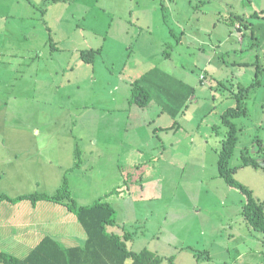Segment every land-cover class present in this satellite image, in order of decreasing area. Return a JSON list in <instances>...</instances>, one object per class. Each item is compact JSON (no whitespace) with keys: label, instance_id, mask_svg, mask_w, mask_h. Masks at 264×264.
<instances>
[{"label":"rangeland","instance_id":"obj_1","mask_svg":"<svg viewBox=\"0 0 264 264\" xmlns=\"http://www.w3.org/2000/svg\"><path fill=\"white\" fill-rule=\"evenodd\" d=\"M137 84L152 93L145 108L131 102ZM0 85V156L66 165L64 178L44 169L35 193L71 179L79 206L115 208L110 232L173 264H264V233L218 168L222 115L250 85L230 166L264 203V0H0ZM246 149L259 167L243 166ZM9 173L0 191L20 193ZM54 204L28 216L51 235L81 234Z\"/></svg>","mask_w":264,"mask_h":264},{"label":"trees","instance_id":"obj_2","mask_svg":"<svg viewBox=\"0 0 264 264\" xmlns=\"http://www.w3.org/2000/svg\"><path fill=\"white\" fill-rule=\"evenodd\" d=\"M100 52L101 50L83 52V60L92 63L95 55ZM257 70L258 80L253 83V86L262 85L259 79V67ZM251 88L250 85L248 87L241 86L239 93L233 97L236 99V106L227 109L222 115V122L228 132L222 143L218 168L219 177L224 179L229 187L236 189L244 196L243 216L245 222L254 230L264 233V203L258 202L250 189L235 180L233 174L237 168L230 166L237 147L239 132L234 120L247 115V110L244 109V100L249 95ZM167 97L170 102H165L164 110L176 117V111L179 108L173 107L172 99L174 97L172 95L168 94ZM151 100V91L137 84L133 90L131 102L145 108ZM177 126L180 127L179 122L175 121L170 129L179 128ZM261 150L263 151V149ZM247 151L248 149L245 151L246 154H242L243 166L259 167V164L247 154ZM76 167H79V163L76 164ZM2 200H9L13 203L26 200L34 205L46 201L61 204L75 215L85 232L86 239L82 245L66 246L58 239L46 236L25 258L21 259L11 254L0 253V264H165L166 260L169 264H173V256L162 258L149 249L135 252L133 238L129 236L130 234L119 235L110 232L108 228L117 224L115 208L110 203L103 201H96L89 206H79L73 199L67 178L54 195L34 193L17 199H11L4 195L0 196V201Z\"/></svg>","mask_w":264,"mask_h":264},{"label":"crops","instance_id":"obj_3","mask_svg":"<svg viewBox=\"0 0 264 264\" xmlns=\"http://www.w3.org/2000/svg\"><path fill=\"white\" fill-rule=\"evenodd\" d=\"M4 62H6L5 59L3 63ZM1 87L2 86L0 85V88ZM37 155L38 154H32L21 159L16 157L8 159L7 156H4V154L0 156V179L3 178L4 171L6 172L7 170H10L12 175H10L9 173V177L6 180V186L7 188L10 185L14 186V192L20 191V193L10 195L6 193V190H4L0 191V196L6 195L11 199H17L21 196L34 194L35 185H38L39 188L41 187L39 181L40 178L42 179L43 183L46 182L47 178L45 177L47 176V174L45 170L49 169V167H52L53 169L57 167L59 169V176L61 178H64V176L67 175L65 169L63 168L66 165H62L60 163L59 165L55 166L41 164V162H39V160H37L36 158ZM70 166L71 167H67V169L69 171H72V168L74 167L73 162H71ZM119 168L121 167L119 166ZM41 169L43 170L41 175L36 174V171ZM76 169L78 170V168ZM32 173H34V175ZM68 181H70V184L72 185V187H74L72 184V180L69 179ZM2 183L3 181L0 183V187ZM43 203L53 204L54 202L46 201L40 202L38 204L42 205ZM54 205H56V203ZM34 208V204L26 200L16 203H13L9 200L0 201V253L11 254L21 259L25 258L46 236H51L58 239L59 241L61 240L60 242H62L66 246L84 244L86 236L83 229L82 233L76 236L77 238L72 237V234H69V237H67L66 239H64V235H51L48 232L42 230L40 224L32 217L28 216L32 213ZM75 221H77L76 217L74 218V222Z\"/></svg>","mask_w":264,"mask_h":264}]
</instances>
